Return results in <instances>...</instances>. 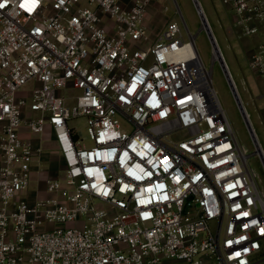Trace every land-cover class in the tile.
Returning <instances> with one entry per match:
<instances>
[{
	"label": "built area",
	"instance_id": "1",
	"mask_svg": "<svg viewBox=\"0 0 264 264\" xmlns=\"http://www.w3.org/2000/svg\"><path fill=\"white\" fill-rule=\"evenodd\" d=\"M159 1L0 0V264H264V199L213 86L224 60L212 42L208 69L186 22L189 40L169 21L144 46ZM228 2L258 34L264 0ZM249 68L264 79V46ZM48 142L65 176L31 200Z\"/></svg>",
	"mask_w": 264,
	"mask_h": 264
},
{
	"label": "rangeland",
	"instance_id": "2",
	"mask_svg": "<svg viewBox=\"0 0 264 264\" xmlns=\"http://www.w3.org/2000/svg\"><path fill=\"white\" fill-rule=\"evenodd\" d=\"M196 1L202 11L201 15L195 0H160L156 3L149 12L148 21H150V29L147 34L148 43L144 46L149 47L152 45L163 30L165 24L169 21L178 22L185 39L189 40L188 33L184 27V22H186L190 33L196 36V46L205 66L210 69L213 65V44L209 33L203 29L202 18H205L209 23L211 28L210 32L225 61L246 116H244L237 102L220 62H215L213 65V86L234 128L243 152L249 155V170L254 176L264 199V161L259 155L255 154L258 143L264 153V86L257 84L260 87L258 86L257 89L251 92L252 88L249 80L253 72L248 67L247 61L240 57L241 42L248 43L252 38L243 35L240 36V33H238L239 40L236 36H231L228 33V27L224 24L223 19V6L219 2L215 4L213 0ZM255 77L253 78L256 82L264 80L259 79L257 75ZM30 87H32V84L28 85L27 88ZM71 106L72 104H69V107ZM118 119L123 130H131L132 126L126 118L118 116ZM69 125L75 129L76 133H82L81 138L83 139V144L86 146L91 145V140L87 132L88 125L86 118H73L69 121ZM182 136V132L176 133L171 136V139L179 140ZM50 138V135L46 136L47 140H50ZM46 147L47 149L43 155L41 165H39V170L34 173L32 178L30 188L31 200L45 195L47 179L58 178L62 180L65 176L54 144L48 142ZM81 223L70 224L66 227L81 228Z\"/></svg>",
	"mask_w": 264,
	"mask_h": 264
},
{
	"label": "crops",
	"instance_id": "3",
	"mask_svg": "<svg viewBox=\"0 0 264 264\" xmlns=\"http://www.w3.org/2000/svg\"><path fill=\"white\" fill-rule=\"evenodd\" d=\"M213 2L215 4H217L219 2L223 6L222 7L223 8L222 9L223 10V12H222L223 13V19H224V24L228 27V33L231 36H236L239 40H240V38L238 36V33H240V36L241 35L245 36L241 30V27H239L237 25V19H238L237 14H236L234 8L231 6V4L228 2V0H213ZM207 24L209 26V29L211 30L208 22H207ZM148 25H150V21H149ZM259 26H260V31L258 34L254 35V36H245V37H251L252 38V40L250 42L244 43L242 41L240 44V57L247 61L248 67H249V59H250V56L252 55V53L257 49V47L264 46V21L262 23H260ZM149 29H150V26H149ZM224 63H225V61H224ZM225 66H226V64H225ZM226 68H227V66H226ZM227 71H228V69H227ZM253 77H255L254 73H252V75L250 76V80H249L250 84H251V88H252L251 92L258 88L259 85H257V84H260V86H262V85L264 86V80L263 81L259 80V82H256ZM259 79H261V78H259Z\"/></svg>",
	"mask_w": 264,
	"mask_h": 264
},
{
	"label": "water",
	"instance_id": "4",
	"mask_svg": "<svg viewBox=\"0 0 264 264\" xmlns=\"http://www.w3.org/2000/svg\"><path fill=\"white\" fill-rule=\"evenodd\" d=\"M195 3H196V5H197V7H198V10H199L200 7L198 6V3H197L196 0H195ZM183 20H184V19H183ZM203 22L206 23L205 18L203 19ZM206 25H207V23H206ZM207 32L209 33V36H210L211 41H212V42H215V41H214V38H213V36H212V34H211V32H210V29L208 28V25H207ZM224 71H225V73H226V76H227L228 82H229V84H230V86H231V89H232V91H233V93H234V95H235V97H236V99H237V102L239 103V106H240V108H241V110H242L244 116H246L245 111H244V108H243V106H242V104H241L240 98H239V96H238V93L236 92L235 86H234V84H233V81H232V79H231V77H230V75H229V73H228L226 67H224ZM246 119H247V117H246ZM249 127H250V130H251V132H252V129H251L250 124H249Z\"/></svg>",
	"mask_w": 264,
	"mask_h": 264
},
{
	"label": "bare ground",
	"instance_id": "5",
	"mask_svg": "<svg viewBox=\"0 0 264 264\" xmlns=\"http://www.w3.org/2000/svg\"><path fill=\"white\" fill-rule=\"evenodd\" d=\"M199 12H200V14L202 13L201 9H199ZM205 25H206V24H205ZM218 55H219V58H221L219 53H218ZM258 145H259V150H261V153H260V154H261V156L263 157V154H264V153H263V151H262L261 146H260L259 143H258ZM259 152H260V151H259Z\"/></svg>",
	"mask_w": 264,
	"mask_h": 264
},
{
	"label": "snow or ice",
	"instance_id": "6",
	"mask_svg": "<svg viewBox=\"0 0 264 264\" xmlns=\"http://www.w3.org/2000/svg\"><path fill=\"white\" fill-rule=\"evenodd\" d=\"M0 7H2V5H0Z\"/></svg>",
	"mask_w": 264,
	"mask_h": 264
}]
</instances>
